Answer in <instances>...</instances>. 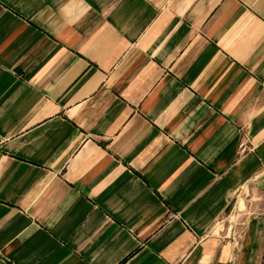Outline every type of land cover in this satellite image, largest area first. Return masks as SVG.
Here are the masks:
<instances>
[{
    "label": "crops",
    "instance_id": "1",
    "mask_svg": "<svg viewBox=\"0 0 264 264\" xmlns=\"http://www.w3.org/2000/svg\"><path fill=\"white\" fill-rule=\"evenodd\" d=\"M0 264H264V0H0Z\"/></svg>",
    "mask_w": 264,
    "mask_h": 264
},
{
    "label": "built area",
    "instance_id": "2",
    "mask_svg": "<svg viewBox=\"0 0 264 264\" xmlns=\"http://www.w3.org/2000/svg\"><path fill=\"white\" fill-rule=\"evenodd\" d=\"M243 143H244L243 141L240 143V146H242V148H244V144Z\"/></svg>",
    "mask_w": 264,
    "mask_h": 264
}]
</instances>
